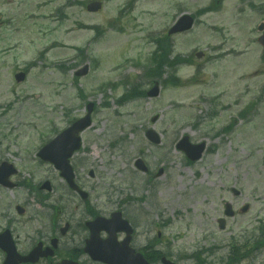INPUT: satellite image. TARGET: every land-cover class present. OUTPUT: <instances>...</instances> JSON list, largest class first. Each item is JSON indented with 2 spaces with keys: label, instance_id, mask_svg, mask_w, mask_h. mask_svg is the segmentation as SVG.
<instances>
[{
  "label": "rangeland",
  "instance_id": "374dc122",
  "mask_svg": "<svg viewBox=\"0 0 264 264\" xmlns=\"http://www.w3.org/2000/svg\"><path fill=\"white\" fill-rule=\"evenodd\" d=\"M91 1L0 0V158L17 164L21 173L20 187L10 195L0 192V199L26 200L27 216L35 218L30 230L52 227L55 233L67 221V236L76 244L89 211L105 215L124 209L136 224L161 225V242L173 243V253L223 240L219 252L226 256L232 252L229 239L256 233L264 219V49L257 43L264 0H221L218 9L204 13L214 0H135L125 15L120 13L131 0H98L103 9L96 14L84 7ZM183 13L197 21L191 31L171 39L174 55L193 63L177 71L181 84L163 87L157 80L158 97L115 103L128 87L153 86L143 77L154 50L149 38L166 34ZM109 22L115 29L95 42V32L86 26L106 29ZM78 49L84 51L81 61ZM31 63L26 81L17 84L14 74ZM86 64L88 76L75 81V66ZM109 82L119 86L99 89ZM89 101L96 105L92 125L71 159L89 195L83 202L36 154L82 117ZM150 128L161 135L160 145L145 137ZM182 136L207 144L200 161L188 164L176 150ZM137 158L148 172L135 167ZM45 181L52 185L49 192L37 189ZM234 187L239 196H232ZM225 202L235 210L250 208L227 219L220 231L217 218L223 217ZM217 257L210 263L217 264Z\"/></svg>",
  "mask_w": 264,
  "mask_h": 264
},
{
  "label": "flooded vegetation",
  "instance_id": "af4514ba",
  "mask_svg": "<svg viewBox=\"0 0 264 264\" xmlns=\"http://www.w3.org/2000/svg\"><path fill=\"white\" fill-rule=\"evenodd\" d=\"M5 162L8 163L6 160L0 161V166ZM12 173L11 169H6L4 172L7 175L8 183L14 189L16 188V184H14L15 175ZM6 189L8 188L0 185V190L5 191ZM21 210L22 214L19 213V210L17 211L16 203L9 200L3 202L0 199V264H60L64 260L75 261L78 264H92L83 253L85 240L88 237L87 231L85 234H81L82 238L76 244L67 235L57 236L59 229L55 233H52V227L43 232L30 230V222L20 221V218H25L27 207L23 205ZM132 234L129 243L132 248L137 253L140 252L144 255L148 264H157L149 255L150 249L157 250L160 246L159 242L156 243L155 239L150 237L152 228H134ZM157 237L160 238L159 233ZM54 238L57 239L55 249L51 248ZM124 238L123 234L118 236L119 240ZM242 240L245 242V247L251 251L248 257H244L246 260L244 264H264V231L244 235ZM38 246H40V257L34 258L31 254L38 250ZM49 248L53 249L51 254L48 252ZM208 260L209 257L201 260L198 254H194L187 258H176L172 261L175 264H210ZM237 261L229 258L228 260H219L217 264H237Z\"/></svg>",
  "mask_w": 264,
  "mask_h": 264
},
{
  "label": "water",
  "instance_id": "95a60500",
  "mask_svg": "<svg viewBox=\"0 0 264 264\" xmlns=\"http://www.w3.org/2000/svg\"><path fill=\"white\" fill-rule=\"evenodd\" d=\"M88 10L90 12H96L98 9H100V4L95 2L94 4L89 5ZM192 20L191 18L185 16L183 17L177 24L176 26L173 27V29L169 32V34H173L174 32H182L183 30H187L191 28ZM262 29V28H261ZM264 42V38L261 39ZM199 56V55H198ZM84 73V72H83ZM17 80L21 81L22 77L17 76ZM158 94V91L153 89V91L149 94L151 96H156ZM93 105L89 104V109H88V115L84 119L79 120L78 122L74 123L68 131L60 134L56 140L51 142L47 147L44 149L40 150L39 156L44 159V160H49L51 161L57 170H60L61 175L66 178L67 182L70 183L72 187L73 182H72V171L71 168L68 166V158L70 157L71 153L74 150H77L80 144V140L76 137L77 134L86 129L90 125V116L89 113L92 110ZM146 135L149 137V139L153 143H158L159 140L156 135H153L152 132H147ZM180 149H182L188 157H190L193 160L199 159L200 158V153L203 149V145L199 146H191L187 144V139H184L181 141L179 144ZM193 151V152H192ZM138 168H141L142 170L145 171V168H143L141 162H137ZM42 188L48 189L49 190V184L46 183L42 186ZM103 220H96L95 223H98L102 225L103 223L101 222ZM106 225L107 231L110 232V235L119 227V224L123 225V228H127V223L122 222L120 220V214H115L111 220L105 221L104 223ZM221 228L223 227L222 225L220 226ZM122 228V229H123ZM113 236V235H112ZM102 250L101 253H99V257L104 261L108 262L109 264H119V261L116 259H119V256H123L126 254L125 249H117V253L114 251L113 246H109V251L104 250V246L102 244L100 245Z\"/></svg>",
  "mask_w": 264,
  "mask_h": 264
},
{
  "label": "trees",
  "instance_id": "16d2710c",
  "mask_svg": "<svg viewBox=\"0 0 264 264\" xmlns=\"http://www.w3.org/2000/svg\"><path fill=\"white\" fill-rule=\"evenodd\" d=\"M169 53V51L167 50V48H163V57L165 58L166 55ZM162 57V59H163ZM163 63H164V60H163Z\"/></svg>",
  "mask_w": 264,
  "mask_h": 264
},
{
  "label": "bare ground",
  "instance_id": "6f19581e",
  "mask_svg": "<svg viewBox=\"0 0 264 264\" xmlns=\"http://www.w3.org/2000/svg\"><path fill=\"white\" fill-rule=\"evenodd\" d=\"M97 155H98V153H95V154H94V156H97Z\"/></svg>",
  "mask_w": 264,
  "mask_h": 264
}]
</instances>
